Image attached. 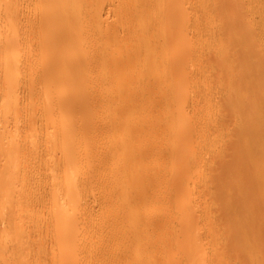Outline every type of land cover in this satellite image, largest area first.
I'll list each match as a JSON object with an SVG mask.
<instances>
[{"label":"rangeland","instance_id":"1","mask_svg":"<svg viewBox=\"0 0 264 264\" xmlns=\"http://www.w3.org/2000/svg\"><path fill=\"white\" fill-rule=\"evenodd\" d=\"M65 4L77 21L54 38H74L65 56L84 67L52 82L51 0H0V264H136L109 242L129 222L157 264H264V177L236 162L252 95L264 118V0ZM71 222L79 238L62 242Z\"/></svg>","mask_w":264,"mask_h":264},{"label":"bare ground","instance_id":"2","mask_svg":"<svg viewBox=\"0 0 264 264\" xmlns=\"http://www.w3.org/2000/svg\"><path fill=\"white\" fill-rule=\"evenodd\" d=\"M51 2H52V7L46 12V17H45V23H46V26H47V28H48V30H47V32H48V38H50L49 40L52 42V43H55V46H56V48H57V50H56V53H55V55L53 56V54L52 55H50V57L49 58H46L47 56H44L47 60H45V62H44V60H43V62L46 64L45 65V70H44V78L45 79H50V78H52L51 80H54L55 79V81H52V82H59V79H58V81L56 80L57 78H55V77H57V76H55V72L56 71H60V69H62L63 71H65V77L67 78V77H71V76H74V78H75V80L77 79V81H79L78 80V78H77V71L78 70H80V69H82L83 67H84V63H83V61H84V59H83V57H82V55L81 54H79V57H78V59L75 61V60H70V58L68 59L66 56H65V54L67 53L66 51L67 50H65L66 48H64V46L65 47H69L68 45H67V43H70V40H71V38L69 39V40H67L68 38H65V39H61V40H63V41H61L59 38H58V36H57V38L58 39H55L56 38V35L58 34L59 35V33H58V31L54 28V26H56V24L57 23H59V22H61V21H63V20H68V22H69V19L68 18H70V22H72L71 23V25L72 24H76V17H75V12L73 13L74 14V18H75V20H71V19H73L72 18V16L73 15H71L72 14V12H70L71 10L70 9H68V10H70V11H68L67 9H65V6L63 7V2H64V4L65 3H69V2H71V0L69 1H66V0H51ZM70 4H72L73 5V3H70ZM69 4V5H70ZM65 5H67V4H65ZM67 7V6H66ZM75 7V6H74ZM72 9V8H71ZM75 10V9H74ZM71 13V14H70ZM75 21V22H74ZM70 28L72 29L73 28V25L72 26H70ZM76 31V30H75ZM73 33H75V32H73ZM50 36V37H49ZM54 36H55V38H54ZM52 38H54V39H52ZM1 40V39H0ZM60 40V41H59ZM72 40L74 41V38H72ZM72 40H71V43H72ZM71 43H70V45H71ZM74 43H75V41H74ZM7 44V43H6ZM67 45V46H66ZM72 45H73V43H72ZM76 45H77V42H76ZM7 47L6 48H8V44L6 45ZM13 46V45H12ZM14 47V46H13ZM3 48V47H2ZM6 48H4V49H6ZM70 48V47H69ZM5 55V54H4ZM48 55V54H47ZM48 55V56H49ZM7 56V55H6ZM53 56V57H52ZM52 57V58H51ZM45 58H43V59H45ZM6 59V58H5ZM17 61V60H16ZM15 61V62H16ZM5 62H7V61H5ZM10 61H8V63H6V64H4L3 63V65L5 66L6 65V69H5V72H7V75L5 74V76H7V78H8V80H9V83L10 84H12L13 83V81H14V79H15V77H16V73H17V67H19L17 64V62H19V61H17L15 64L14 63H9ZM19 65H20V62H19ZM7 70V71H6ZM16 71V72H15ZM68 79V78H67ZM253 87V91L255 90V86H252ZM261 102V100L257 97V96H255V95H252L251 96V98L249 99V105L247 104V105H243V113L241 114V125L239 126L240 127V129H239V134H240V136H239V138L238 139H240V141L238 140V145H239V147L237 148V151H236V162H237V167H238V170L239 171H241V172H243V173H247V174H256V175H258V176H260V175H263V177H264V118H263V116H262V114H261V112H259V110L261 109V106L259 105V103ZM58 106H60V105H58ZM62 106V105H61ZM63 107V106H62ZM246 116V117H245ZM65 127L67 128L68 126H66L65 125ZM181 134V133H180ZM178 137V136H177ZM181 137H183V136H181ZM183 139H185V138H183ZM179 140H180V137H179ZM189 140V139H188ZM182 141V140H181ZM186 146V145H185ZM186 148H187V146H186ZM139 149V148H138ZM141 151V153H142V150H140ZM139 151V152H140ZM143 152H144V150H143ZM147 154V153H146ZM145 155V154H144ZM141 157V156H140ZM146 173V172H145ZM135 174V173H134ZM133 173H132V176L134 175ZM138 174V173H137ZM140 174V173H139ZM146 174H148V173H146ZM141 175V174H140ZM139 175V176H140ZM143 175H145V174H143ZM149 175V174H148ZM137 176V175H136ZM155 176V175H154ZM157 176V175H156ZM135 177V176H134ZM142 177V176H141ZM139 178V177H138ZM155 178V177H154ZM135 179H136V177H135ZM140 179V178H139ZM153 179V178H152ZM137 180V179H136ZM145 180H147V179H145ZM71 181V180H70ZM149 181V180H148ZM159 181V180H158ZM141 182V181H140ZM146 183V182H145ZM182 183V182H181ZM144 184V183H143ZM154 184V183H153ZM158 184V183H157ZM138 185H140V184H138ZM144 186V185H143ZM157 186V185H156ZM70 188H71V186H69ZM133 187H135V186H132V188ZM175 187H177V185L175 186ZM182 187V186H181ZM186 187V186H185ZM147 188H149V186H147ZM179 187H177V189H178ZM145 189V188H144ZM181 189V188H180ZM141 190V189H140ZM151 190H153V189H151ZM179 190V189H178ZM184 190V189H183ZM142 191V190H141ZM140 191V195L139 196H141L142 195V192ZM153 191H155V188H154V190ZM157 191V190H156ZM136 192H138V191H136ZM135 192V193H136ZM146 192V191H145ZM151 193H152V191H150ZM149 192V194H151ZM181 192H182V190H181ZM154 193V192H153ZM153 193L151 194V195H153ZM157 193V192H156ZM139 194V193H138ZM149 194L146 196V199H147V197L149 196ZM138 196V195H137ZM154 196V195H153ZM153 196H151V197H153ZM159 196V195H158ZM142 197V196H141ZM139 198V197H138ZM154 198V197H153ZM140 199H142V201L141 202H144L143 201V199L145 200V196H144V198H140ZM148 199H149V197H148ZM157 199V198H156ZM151 200H152V198H151ZM160 200V199H159ZM139 201V200H138ZM149 202H150V200H149ZM133 213V212H132ZM139 213V212H138ZM136 217H137V215H136ZM138 218V217H137ZM140 219V218H139ZM116 223V222H115ZM117 223H119V222H117ZM141 222H129V228H127V229H125V225L122 227V229L120 230H116V231H111L110 232V235L111 234H113L112 236H111V238H110V240H109V242H114V243H117V244H119V241L120 242H122L121 244H123V242H125V243H128V245H129V255H135L137 258H138V262L136 263V264H157V262L156 261H153V259H152V255H151V246H153L152 244H154V242H153V238L151 239L150 238V236L148 235V237L146 238V235H145V232H143L144 231V229H142L143 227H141L140 224ZM184 223V222H183ZM182 223V224H183ZM78 224H80V223H78V222H71L70 223V225H68L67 226V228L64 226V228L62 227L61 229H60V234H62V235H60V239L62 240V242H75V240L77 241V238H79V232L77 231V229H80L79 228V226H78ZM120 224V223H119ZM180 224H181V222H180ZM181 224V225H182ZM113 226H114V222H102L101 223V226H100V228H99V233L100 234H103V232H108L110 229H113ZM177 226V225H176ZM176 226H175V228H176ZM183 226V225H182ZM190 226V225H189ZM114 227H116V226H114ZM151 227H152V225H151ZM185 227V226H184ZM191 227V226H190ZM82 228H83V226H82ZM180 228H181V230H182V227L180 226L178 229L180 230ZM147 229V228H146ZM184 229H186V227L184 228ZM151 230H152V228H151ZM168 230V229H167ZM181 230H180V232H181ZM192 230V229H191ZM146 231V230H145ZM166 231V230H165ZM164 231V232H165ZM171 231V230H170ZM175 231H177V230H175ZM182 231H184V230H182ZM156 232V231H155ZM180 232H178L179 234H180ZM189 232H190V230H189ZM78 233V234H77ZM115 233V234H114ZM173 233V236L175 235L174 234V232H172ZM178 233H176V235H178ZM185 233V232H184ZM157 234V233H156ZM186 234V233H185ZM155 235V234H154ZM182 235H184V234H182ZM164 236V235H163ZM166 236V235H165ZM171 236H172V234H171ZM172 236V237H173ZM181 236V235H180ZM190 236H192V235H190ZM82 237V236H81ZM157 237V236H156ZM186 236H184V237H182L183 238V240H184V238H185ZM189 237V236H188ZM155 238V237H154ZM166 238V237H165ZM169 238V237H168ZM175 238V237H174ZM190 238V237H189ZM161 239H162V236H161ZM151 240V241H150ZM164 240V239H163ZM168 240V239H167ZM178 240H181V239H179L178 238ZM154 241H156V240H154ZM165 241H166V239H165ZM147 242H148V244H150V245H147ZM167 242V241H166ZM166 242H165V244H166ZM175 242V241H174ZM188 242V241H187ZM76 243V242H75ZM172 243H173V241H172ZM176 243H178L177 241H176ZM40 244V243H39ZM69 244H72V243H69ZM79 244V243H78ZM108 245V244H107ZM107 245H105V246H107ZM177 245V244H176ZM183 245V244H182ZM181 245V246H182ZM184 245H186L185 243H184ZM20 246V245H19ZM78 246V245H77ZM113 246H114V244L113 243H111L110 244V246H109V248H112L113 249ZM150 246V252H148V247ZM159 246V245H158ZM164 246V245H163ZM174 246V245H173ZM186 246H188V244L186 245ZM185 246V248H188V247H186ZM22 247V246H21ZM37 247H39L38 245L36 246V248ZM168 247H169V243H168ZM172 247V246H171ZM184 247V246H183ZM190 247V246H189ZM35 248V247H34ZM107 248V247H106ZM105 247H104V249H106ZM118 248V247H117ZM162 248V247H161ZM164 248V247H163ZM174 248V247H173ZM194 248V247H193ZM42 249V248H41ZM103 249V250H104ZM115 249V248H114ZM113 249V250H114ZM154 249H156L157 250V246H155V248ZM153 249V250H154ZM167 249V248H166ZM192 249V248H191ZM191 249H190V251H191ZM35 250V249H34ZM37 250V249H36ZM70 250V249H69ZM91 250V249H90ZM107 250V249H106ZM106 250H105V252H106ZM113 250L111 251V252H113ZM168 250H170V249H167V251ZM41 251H43V250H41ZM72 251H74V250H72ZM115 251V253H118L117 252V250H114ZM164 251V250H163ZM171 251V250H170ZM44 252V251H43ZM43 252H41V254L43 253ZM47 252V251H46ZM89 252V251H88ZM192 252V251H191ZM195 252V251H194ZM55 253V252H54ZM83 253V252H82ZM150 253V255H147V254H149ZM172 253V252H171ZM185 253H186V251H185ZM41 254L39 255V257H41ZM46 254V253H45ZM74 254V253H73ZM170 254V253H169ZM188 254V253H187ZM186 254V255H187ZM43 255V254H42ZM94 255V254H93ZM92 255V256H93ZM112 255V254H111ZM192 255V254H191ZM191 255H187V256H185L184 255V257L185 258H183L182 260H181V258H180V264H198L199 263V260H200V257H199V259H198V261H197V258L196 259H194V257H196V256H191ZM47 256V255H46ZM116 257V255L114 254V252H113V257ZM126 256V255H125ZM148 256H149V258H148ZM151 256V257H150ZM191 256V257H190ZM21 257V256H20ZM43 258H44V256H42ZM119 256H118V254H117V258H118ZM181 257V256H180ZM169 258H171V257H169ZM176 259L178 258V257H175ZM41 259V258H40ZM118 259H120V258H118ZM166 259V258H165ZM75 261V260H74ZM122 261V260H121ZM164 261H167V260H164ZM163 261V262H164ZM176 261V260H175ZM198 263H197V262ZM200 261H204V260H200ZM154 262H156V263H154ZM169 262V261H168ZM10 263V262H9ZM12 263V262H11ZM14 263V262H13ZM127 262H125V264H126ZM28 264V263H27ZM90 264V263H89ZM112 264H123V262H120V260L118 261H116V262H113ZM178 264V263H177Z\"/></svg>","mask_w":264,"mask_h":264}]
</instances>
